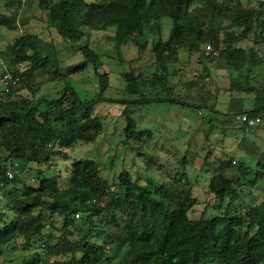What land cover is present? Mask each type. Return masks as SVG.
<instances>
[{
    "label": "trees",
    "instance_id": "1",
    "mask_svg": "<svg viewBox=\"0 0 264 264\" xmlns=\"http://www.w3.org/2000/svg\"><path fill=\"white\" fill-rule=\"evenodd\" d=\"M38 3L47 12L49 25L70 41H81L85 28L104 31L114 27L110 39L119 55L131 43L145 49L140 38L147 28L152 34H159L151 52L157 62L154 77L160 83L177 74L181 54L203 52L210 46L214 50L207 55L208 60L223 58L238 75L231 82V91L254 95L255 108L225 113L227 118L223 120L211 118L205 134L213 132L219 122L224 124L226 134L233 129H243L246 134L251 126L241 121L242 114L264 120V84H258L256 77L258 83L251 81V75L264 64L257 49L264 43V0L248 2L252 8L234 0ZM17 4L23 3L18 0ZM18 12L0 14V27L15 30ZM164 18L172 20L165 39L160 35ZM217 18L230 23L216 27ZM258 29L261 32L255 38V46L239 45L250 33L256 35ZM5 45L1 52L14 67L1 73L12 72L18 83L0 97V200L5 199V208L0 205V264L8 250L25 253L22 260L15 259L11 264H264V202L250 206L243 215L233 214L227 206L213 217L203 214L195 218L191 216L195 197L188 174L182 170L175 177L147 183L130 170L109 180L103 175L101 163L71 159L70 148L79 142H95L104 131V118L94 115L100 102L125 106L126 140L140 141L148 131L131 132L136 121L130 107L168 102L195 106L203 114L204 108L193 102L195 96L182 98L172 92L165 98L146 96L139 86L140 75L132 70L123 76L142 98L106 97L103 93L108 75L99 72L102 56L89 43L80 47L85 59L77 69L87 64L98 68L101 89L96 97L81 98L68 82L44 93L34 80L39 70L59 67L56 53L48 50L53 45L47 48L37 34L21 32ZM22 63L29 66L25 70L15 66ZM63 77L66 76L55 79L57 84ZM235 118L239 121L235 122ZM242 142L240 157L249 156L264 166V152L245 135ZM235 162L221 158L213 164L215 174L209 188L219 206L226 197L237 196L236 185L242 184V177L246 176L244 170L248 167L242 163L236 168ZM9 170L14 172L11 179ZM16 173L21 174V179ZM31 173L37 175L36 184L28 180ZM68 254L62 263L50 262L52 256Z\"/></svg>",
    "mask_w": 264,
    "mask_h": 264
},
{
    "label": "rangeland",
    "instance_id": "2",
    "mask_svg": "<svg viewBox=\"0 0 264 264\" xmlns=\"http://www.w3.org/2000/svg\"><path fill=\"white\" fill-rule=\"evenodd\" d=\"M18 0H0V14L11 15L18 10V27L15 30H7L0 27V73L14 67L9 57L4 54L7 43H11L18 34L34 33L43 41L45 47H49V52H55L60 62L59 67L50 66L46 70H39L34 82L42 87L44 93L54 91L56 86H64L71 83L83 99H93L100 91V81L97 74L98 68L92 64H87L81 70L78 65L85 59L80 51V47L89 43L99 54H101V64L99 72L108 75V85L105 88L104 96L111 98H142L141 94L133 92L128 86L123 74L134 70L140 75L139 86L141 91L150 97H168L172 95L178 97L195 96L193 102L204 108V113H198L199 108L195 106H180L173 103H151L149 105H136L130 107V111L135 118L136 125L131 128V132H148L143 139L126 140L124 127L125 106L109 102H100L94 111V115L104 118V131L95 142H79L70 148L71 159L84 158L92 159L101 163L103 175L109 179H117L124 170H130L135 177L140 176L143 183L161 181L163 178L175 177L179 170L188 174L191 183V191L195 197V203L191 210V216L198 218L203 214L206 217H213L223 212L227 206L233 214H245L250 206L264 202V166L258 164L249 156L242 155L241 146L244 135L246 139L264 152V120L248 129L247 134L243 129H233L224 131V124L219 122L213 132L205 134L210 128L211 118H215L214 112L210 109L214 104L229 99L233 78H238L236 72L231 74V70L226 66L222 57L216 58V64L207 58V47L203 52L191 55L181 54V63L176 64L178 70L170 81L160 83L156 81L154 72L157 62L151 52L153 41L159 34H152L147 28L146 33L140 38L145 45L142 49L134 44H128L122 48L121 55L111 41L110 36L115 33V28L107 30H90L85 28L86 35L81 41H70L62 37L58 31L51 27L47 21V12L39 8V0H21L22 6H18ZM89 2L98 0H88ZM247 8H252L248 2L242 3ZM163 30L160 35L165 39L169 36L172 28L170 18L163 19ZM230 23L227 19L217 18L216 27H226ZM243 28L238 29L240 32ZM261 30H256V35L250 33L247 40L239 45L250 48L255 46V38L259 36ZM264 58V43L257 48ZM213 51L214 49H209ZM123 61H120L122 60ZM204 63L206 65H201ZM218 63V67H215ZM209 66V71L204 70V66ZM21 70H25L29 65L22 63L15 65ZM180 67V69L178 68ZM229 69L230 74L224 72ZM215 70L217 73L215 74ZM257 74L264 75V64L256 70ZM59 73H61L59 75ZM60 83L57 84L56 78ZM232 76V77H231ZM234 76V77H233ZM261 79H264L261 76ZM255 83H258L254 80ZM260 84V83H258ZM164 86V87H163ZM166 86V88H165ZM225 88V89H224ZM171 90V91H170ZM245 92L234 91L231 97H247ZM196 100V101H195ZM192 102V103H193ZM216 106V105H215ZM203 111V110H202ZM223 115H219L221 117ZM241 116V115H240ZM218 117V118H219ZM235 122L239 119L235 118ZM215 123V122H214ZM131 133V135H132ZM260 134V135H259ZM258 136L260 138H258ZM245 155V154H244ZM221 158H232L236 162L237 168L244 164L248 168L244 171L246 176L242 177V184L236 185L237 196L217 203L215 195L210 191L209 184L215 168L213 164ZM185 160V161H184ZM234 163V162H233ZM150 165V166H149ZM150 167V168H149ZM17 174V179H21V174ZM36 173H31L28 177L30 183L36 184ZM5 199L0 200V205L5 208ZM80 222V218L75 215ZM25 253L20 251H7L3 264H11L13 260H22ZM28 256V255H26ZM67 256H52L51 263H62ZM113 264H117L115 261Z\"/></svg>",
    "mask_w": 264,
    "mask_h": 264
},
{
    "label": "crops",
    "instance_id": "3",
    "mask_svg": "<svg viewBox=\"0 0 264 264\" xmlns=\"http://www.w3.org/2000/svg\"><path fill=\"white\" fill-rule=\"evenodd\" d=\"M204 53V52H203ZM260 54H261V52H260ZM262 55V54H261ZM263 56V55H262ZM213 63L214 64H216V61L214 60L213 61ZM225 64H226V62H225ZM201 65L203 66V65H206V64H204V63H201ZM226 66H227V64H226ZM205 67V66H204ZM215 67H218L219 68V66H218V63H217V65L215 66ZM226 71L224 72V74L225 73H227V74H229V75H231V74H233V72H231L228 68L227 69H225ZM256 70H258V69H256ZM207 71H209V66L207 65ZM231 72V74H230V72ZM217 73V70H215V74ZM261 76H263L264 77V75L263 74H257V72L255 71L252 75H251V81L253 80H255V77H256V79L257 80H259L258 82L260 83V84H264V79H261ZM232 77V76H231ZM234 77V76H233ZM233 80V79H232ZM232 82V81H231ZM229 87V88H228ZM226 88H228L229 90H230V92H229V99L227 100V101H222V102H220V103H215L214 104V106L212 107V109H215L216 111H214V113L216 114V115H214V117L216 118V117H219V115H223V116H221V117H219V119L220 120H223V119H225V118H227V116L225 115V113H229V112H235V111H237V110H239V109H241V110H243V111H245V110H251V109H253V108H255V103H254V95H252V94H248L247 95V97H242V96H239V97H231L232 96V94H233V91H231V89H230V86H227ZM225 89V88H224ZM240 92V91H239ZM243 92V91H242ZM235 98H237V100L234 102L233 100H235ZM216 105V106H215ZM232 114V113H231ZM232 116V118L234 117L233 115H231ZM214 118V119H215ZM244 132V131H243ZM247 132H248V130L246 131V134H247ZM260 135V134H259ZM258 138H260L259 136H258Z\"/></svg>",
    "mask_w": 264,
    "mask_h": 264
},
{
    "label": "built area",
    "instance_id": "4",
    "mask_svg": "<svg viewBox=\"0 0 264 264\" xmlns=\"http://www.w3.org/2000/svg\"><path fill=\"white\" fill-rule=\"evenodd\" d=\"M234 1H241V2H249V3H257V0H234ZM207 55L210 53L211 47H207ZM18 83V77H16L12 72H4L0 73V97L11 90L13 86ZM240 119L243 123H246L248 126H255L256 124L260 123L263 119L260 116H249L248 114H242ZM8 177L11 179L14 177V172L9 170L7 172ZM2 196V191L0 190V198ZM79 217V215H76Z\"/></svg>",
    "mask_w": 264,
    "mask_h": 264
}]
</instances>
